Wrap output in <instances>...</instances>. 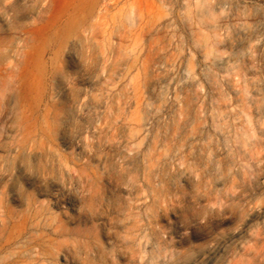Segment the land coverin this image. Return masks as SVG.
Wrapping results in <instances>:
<instances>
[{
    "label": "rangeland",
    "instance_id": "1",
    "mask_svg": "<svg viewBox=\"0 0 264 264\" xmlns=\"http://www.w3.org/2000/svg\"><path fill=\"white\" fill-rule=\"evenodd\" d=\"M0 264H264V0H0Z\"/></svg>",
    "mask_w": 264,
    "mask_h": 264
}]
</instances>
